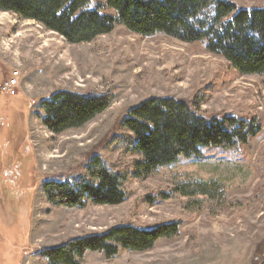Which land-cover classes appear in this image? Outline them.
Listing matches in <instances>:
<instances>
[{"label": "rangeland", "instance_id": "rangeland-1", "mask_svg": "<svg viewBox=\"0 0 264 264\" xmlns=\"http://www.w3.org/2000/svg\"><path fill=\"white\" fill-rule=\"evenodd\" d=\"M229 1L264 8V0ZM108 88L110 105L80 127L54 133L38 117L42 101L58 91ZM151 97L189 101L204 116L256 120L261 130L246 143L200 148L137 178L138 155L115 140L128 133L122 122L131 110ZM95 156L133 173L125 199L51 205L42 182L72 181ZM173 222L178 232L147 250L120 248L110 258L87 252L82 264H264V73H241L203 43L142 35L121 23L90 42L70 43L0 10V264H47L36 255L41 248L119 225Z\"/></svg>", "mask_w": 264, "mask_h": 264}, {"label": "trees", "instance_id": "trees-1", "mask_svg": "<svg viewBox=\"0 0 264 264\" xmlns=\"http://www.w3.org/2000/svg\"><path fill=\"white\" fill-rule=\"evenodd\" d=\"M90 2L0 0V10L34 20L70 43L90 42L121 23L142 35L164 33L184 42L203 43L207 51L224 57L241 73H264V8H241L229 0H100L93 8ZM109 88L83 94L58 91L42 101L38 117L54 133L80 127L110 105L113 95ZM196 105L172 97H151L131 110L122 122L128 133L118 136L115 143L138 155L134 176L143 178L200 148L246 143L261 130L256 120L204 116ZM131 174L95 156L86 173L72 181H44L42 190L53 206L84 208L89 202L117 205L125 199ZM183 194L188 192L183 190ZM178 230V222L147 229L119 225L41 248L36 255L47 264H82L87 252H101L110 258L120 248L143 251Z\"/></svg>", "mask_w": 264, "mask_h": 264}, {"label": "built area", "instance_id": "built-area-1", "mask_svg": "<svg viewBox=\"0 0 264 264\" xmlns=\"http://www.w3.org/2000/svg\"><path fill=\"white\" fill-rule=\"evenodd\" d=\"M14 75H16V74H14ZM15 84H16V78L14 76L11 79H9L8 82H6L5 87H7V90H11L12 89V86L15 85Z\"/></svg>", "mask_w": 264, "mask_h": 264}]
</instances>
